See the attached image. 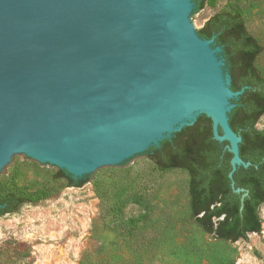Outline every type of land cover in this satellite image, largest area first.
I'll return each mask as SVG.
<instances>
[{
    "label": "water",
    "instance_id": "water-1",
    "mask_svg": "<svg viewBox=\"0 0 264 264\" xmlns=\"http://www.w3.org/2000/svg\"><path fill=\"white\" fill-rule=\"evenodd\" d=\"M194 7L193 0H0V173L26 156L74 179L91 177L203 114L214 138L230 143V177L250 166L228 118L242 92L230 88L221 48L194 29Z\"/></svg>",
    "mask_w": 264,
    "mask_h": 264
},
{
    "label": "rangeland",
    "instance_id": "rangeland-1",
    "mask_svg": "<svg viewBox=\"0 0 264 264\" xmlns=\"http://www.w3.org/2000/svg\"><path fill=\"white\" fill-rule=\"evenodd\" d=\"M233 5L218 1L190 21L199 30ZM241 6L247 30L263 47L255 66L264 74V0ZM257 127L264 128V116ZM56 171L24 156L0 173V190L17 185L47 195L0 218V264H264V204L261 233L229 243L206 235L191 218L186 171L163 172L140 155L95 172L81 188L56 180Z\"/></svg>",
    "mask_w": 264,
    "mask_h": 264
},
{
    "label": "trees",
    "instance_id": "trees-1",
    "mask_svg": "<svg viewBox=\"0 0 264 264\" xmlns=\"http://www.w3.org/2000/svg\"><path fill=\"white\" fill-rule=\"evenodd\" d=\"M218 1L221 0H193L192 14L206 6L214 7ZM233 1L229 10L214 14L197 33L202 39H214L215 46L221 48L224 68L231 78L230 88L242 92L231 101L234 108L228 118L231 129L241 137L239 156L250 166H238L230 177V143L214 138L212 119L205 114L143 154L163 172H187L191 218L206 235L229 243L261 233L259 209L264 204V128L257 127L264 116V74L255 66L263 47L246 28L241 6L244 0ZM54 178L75 188L90 182V176L74 179L59 168ZM238 189L241 191L236 192ZM46 196L43 191L28 192L17 185L0 190V218L17 213L26 204H38ZM140 219L145 216L133 222Z\"/></svg>",
    "mask_w": 264,
    "mask_h": 264
}]
</instances>
